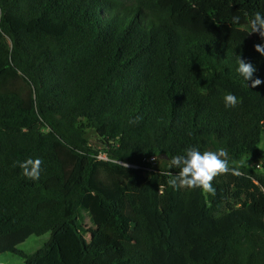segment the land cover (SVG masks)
<instances>
[{"label":"trees","instance_id":"16d2710c","mask_svg":"<svg viewBox=\"0 0 264 264\" xmlns=\"http://www.w3.org/2000/svg\"><path fill=\"white\" fill-rule=\"evenodd\" d=\"M256 12L264 0H0V254L264 264L261 177L217 175L214 195L169 184L171 158L191 147L264 169V84L236 71L241 57L264 80ZM29 158L43 161L38 180L23 175ZM45 234L33 253L17 248Z\"/></svg>","mask_w":264,"mask_h":264},{"label":"clouds","instance_id":"9594fccd","mask_svg":"<svg viewBox=\"0 0 264 264\" xmlns=\"http://www.w3.org/2000/svg\"><path fill=\"white\" fill-rule=\"evenodd\" d=\"M239 17H234L233 22L238 23ZM251 32L259 33L264 38V13L256 12L249 20ZM257 52L264 55V45H255ZM236 71L245 81L251 80V87H256L264 84L261 78H253L257 68L250 62H245L239 59ZM225 106L234 108L239 103V98L233 93H229L224 97ZM228 153L224 149L217 151H204L201 152L197 147H191L185 150L184 154L177 155L171 158L170 165L179 168L178 175L170 178L169 184L176 187L179 183L180 186L187 188H200L207 194H215L212 181L220 174L232 172L234 175H239L237 168L230 167V162L226 158ZM43 161L39 158L33 160L31 158L20 164L23 170V175L35 181L40 178L41 164Z\"/></svg>","mask_w":264,"mask_h":264},{"label":"rangeland","instance_id":"374dc122","mask_svg":"<svg viewBox=\"0 0 264 264\" xmlns=\"http://www.w3.org/2000/svg\"><path fill=\"white\" fill-rule=\"evenodd\" d=\"M86 135H87V140L91 146L95 148H101V144L92 130H87ZM257 151L259 154L264 155V135H262L260 138V142L257 146ZM151 164H153V167L156 166L158 167L159 164H161V158L160 159L158 158L154 162H151ZM234 167L240 171L242 170L255 174L264 180V169L262 165L255 163L253 160L249 158H243L240 162L236 163ZM81 225L85 228L86 240L88 241L93 229L89 221V218L85 214L83 215ZM48 240H49V234H45L40 237L31 236L25 242L20 244L17 248L26 254H31L37 251L38 249L42 248L43 245ZM0 264H23V259L11 253H4V254H0Z\"/></svg>","mask_w":264,"mask_h":264},{"label":"built area","instance_id":"2783aa9c","mask_svg":"<svg viewBox=\"0 0 264 264\" xmlns=\"http://www.w3.org/2000/svg\"><path fill=\"white\" fill-rule=\"evenodd\" d=\"M98 159H101V160H107V158L104 156V155H99L98 156ZM155 161V159L154 158H151L150 160H149V162L151 163V162H154ZM153 165V164H152Z\"/></svg>","mask_w":264,"mask_h":264}]
</instances>
